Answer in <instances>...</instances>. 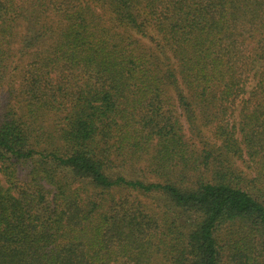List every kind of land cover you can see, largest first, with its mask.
I'll return each instance as SVG.
<instances>
[{
  "label": "trees",
  "instance_id": "trees-1",
  "mask_svg": "<svg viewBox=\"0 0 264 264\" xmlns=\"http://www.w3.org/2000/svg\"><path fill=\"white\" fill-rule=\"evenodd\" d=\"M0 264H264V0H0Z\"/></svg>",
  "mask_w": 264,
  "mask_h": 264
},
{
  "label": "rangeland",
  "instance_id": "rangeland-1",
  "mask_svg": "<svg viewBox=\"0 0 264 264\" xmlns=\"http://www.w3.org/2000/svg\"><path fill=\"white\" fill-rule=\"evenodd\" d=\"M205 133H206V135H209V134H210V131L207 129V132L205 131ZM2 181H3V183L5 184V186H7V184H6V182H5V180H4L3 177H2Z\"/></svg>",
  "mask_w": 264,
  "mask_h": 264
}]
</instances>
